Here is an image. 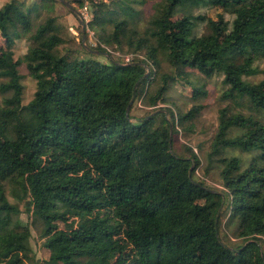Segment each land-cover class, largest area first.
Masks as SVG:
<instances>
[{
    "label": "trees",
    "instance_id": "obj_1",
    "mask_svg": "<svg viewBox=\"0 0 264 264\" xmlns=\"http://www.w3.org/2000/svg\"><path fill=\"white\" fill-rule=\"evenodd\" d=\"M155 1L140 26L137 1L90 0L86 28L100 44L127 55L149 37L161 39L163 51L147 48L129 63L101 45L81 43L83 58L61 50L52 15L58 0L0 8V264L33 257L20 205L41 227L49 251L41 264H264V79H244L264 60V0ZM205 5L234 10L227 20L196 15ZM41 7L47 14L37 21ZM198 23L206 30L195 36ZM22 36L30 45L16 59ZM21 65L36 82L25 105ZM187 69L220 77L225 88L229 104L219 110L207 155L222 189L196 178L201 161L190 148L173 149L178 127L202 107L181 117L158 107L173 83L190 87L192 101L207 95ZM137 103L149 109L139 118ZM225 149L252 154L248 166L224 157ZM222 231L239 244H226Z\"/></svg>",
    "mask_w": 264,
    "mask_h": 264
},
{
    "label": "rangeland",
    "instance_id": "obj_2",
    "mask_svg": "<svg viewBox=\"0 0 264 264\" xmlns=\"http://www.w3.org/2000/svg\"><path fill=\"white\" fill-rule=\"evenodd\" d=\"M10 0H0V8ZM102 1H112V0H102ZM137 3H133V6L140 13L141 21L140 26H143V20L150 17L153 14V5L155 0H135ZM24 8L31 7L32 4L41 5L40 0H20ZM75 11L81 16L82 7L76 3H71ZM90 5V0L88 1V6ZM42 6V5H41ZM234 10V7L221 8L216 6L205 5L201 9L195 11V14L204 13L206 17L216 19L218 15H221L224 19L230 18V13ZM47 10H39L37 15V21H40L44 16H46ZM77 14V15H78ZM53 16L56 17V23L61 28V36L65 40V44L60 46V49H76L78 58L87 57V54L82 49L81 43L92 48H97L101 45L107 52V54L114 60L125 63V60H139L145 57V52L147 48H153L161 52L164 49V45L159 37H149L147 38L146 44L141 47L136 54H122L119 50L115 49L113 46H104L100 44L96 39L99 37L97 33L91 35L86 30V24L82 23L81 18L76 19L74 13H72L68 8H66L61 3H55L53 7ZM83 26L85 27V32L83 33ZM206 30L204 24L198 23L194 30V35L199 36L203 34ZM87 33V38L84 37ZM97 37V38H96ZM99 40V39H98ZM29 41L26 36H22L15 40V45L13 47V52L15 58H20L23 56L28 48ZM4 46V39L0 36V48ZM127 57V58H126ZM160 58V57H159ZM98 60L106 62L108 59L106 56L100 55L97 57ZM258 72L257 74L244 78L247 82L257 83L264 79V60L257 64ZM163 69L167 70L166 64H162ZM19 72L23 76L21 81L23 89L22 104H27L36 88V82L28 76L27 70L24 65L19 67ZM186 73L189 74V82L193 85H198L207 92L205 97H200L195 100H191L192 89L190 87H182L178 83H173L170 85L165 103H161L158 107L162 109H170L174 112L175 116L181 117L186 112H188L193 106H201L202 109L197 114V116L189 121L188 123L178 127V133L174 134L173 139V149L177 154H188L185 151V147L190 148L194 154L197 155L198 159L201 161V165L197 167L195 171L196 178L203 180L209 187H215L217 189H222L221 179L219 176L220 169L217 167L213 161H208L207 155L209 153V146L212 138L214 137L217 126H218V113L223 107L228 106L229 102L221 99V94L224 91V86L222 84V79L220 77H214L213 79H205L196 70L187 69ZM4 95H1L2 98ZM149 109L142 106L141 104H136L133 110V115L136 117L144 116ZM252 154L241 153L235 149H225L223 151L224 157L238 156L243 160V163L248 166L249 159ZM208 171V172H207ZM208 173V174H205ZM237 174V173H234ZM21 214L19 219L22 224L28 225L30 230L29 246L31 248L30 256H33L30 261H26V264H41V262L48 258L49 251L44 246V239L40 237L41 227L40 225L28 216L24 212L23 205L19 206ZM59 228L69 229L63 223H58ZM222 240L228 244L233 242L234 244H239V241L235 240L231 235H227L225 232L220 233Z\"/></svg>",
    "mask_w": 264,
    "mask_h": 264
},
{
    "label": "built area",
    "instance_id": "obj_3",
    "mask_svg": "<svg viewBox=\"0 0 264 264\" xmlns=\"http://www.w3.org/2000/svg\"><path fill=\"white\" fill-rule=\"evenodd\" d=\"M66 1H68V2L71 1L72 3H76L78 5H80L79 3L81 2L82 4L80 6L83 8L82 11H81L82 18L77 13L78 14V17L81 18L80 20H82V23H84V24H87L91 20L90 5L88 6V1L89 0H66ZM86 31L88 33H91V35L93 34V36H94V32L90 31L89 29H87ZM98 39H99V37L96 39L99 42ZM131 60L132 59H128L127 58L125 60V63H129Z\"/></svg>",
    "mask_w": 264,
    "mask_h": 264
},
{
    "label": "water",
    "instance_id": "obj_4",
    "mask_svg": "<svg viewBox=\"0 0 264 264\" xmlns=\"http://www.w3.org/2000/svg\"><path fill=\"white\" fill-rule=\"evenodd\" d=\"M62 5H64L66 8H68L72 13H75V9L73 8V6L66 0H58ZM85 32V27L83 26V33ZM149 73V71L147 72V74ZM133 100L130 102L128 110L130 108V106L132 105Z\"/></svg>",
    "mask_w": 264,
    "mask_h": 264
}]
</instances>
